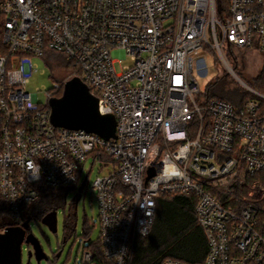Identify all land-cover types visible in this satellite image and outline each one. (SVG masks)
I'll return each mask as SVG.
<instances>
[{
	"label": "built area",
	"instance_id": "obj_1",
	"mask_svg": "<svg viewBox=\"0 0 264 264\" xmlns=\"http://www.w3.org/2000/svg\"><path fill=\"white\" fill-rule=\"evenodd\" d=\"M0 20V199L15 225L40 184L73 185L91 156L105 263L130 264L158 197L183 194L196 201L205 258L158 264H264V93L227 58L264 54V0H228L220 12L217 0H0ZM46 50L115 117L114 138L52 124L49 100L68 79L26 89ZM201 50L245 87L241 104L204 100L193 74ZM81 264H95L90 250Z\"/></svg>",
	"mask_w": 264,
	"mask_h": 264
},
{
	"label": "trees",
	"instance_id": "obj_2",
	"mask_svg": "<svg viewBox=\"0 0 264 264\" xmlns=\"http://www.w3.org/2000/svg\"><path fill=\"white\" fill-rule=\"evenodd\" d=\"M227 1L217 0L219 12L227 6ZM5 51L0 20V54L5 53ZM44 56L47 57L50 67L53 66L52 62L55 65L59 63V59H57L59 54H55L54 51L46 50ZM64 63L68 66L66 60ZM235 65L236 63L233 62V68L236 69ZM226 81H228L227 74H221V76H217L210 81L203 93L204 100L219 98L236 105L241 104L247 98V94H244L243 98L238 99L239 88L233 85L224 86L221 84ZM255 88L264 93V66H262L261 72L256 78ZM194 123L195 121L192 122V124ZM100 158L108 159L103 153ZM38 187V198L34 202L23 206L21 219L17 222L18 225L26 222L29 224L32 219L40 221L48 212L56 211L66 205V188H52L41 184ZM195 203L196 201L192 195L167 194L158 197L148 235L135 239L130 264H158L167 257L190 263L203 261L207 252V242L203 230L196 221ZM76 220L77 214L75 210L66 214L64 219L65 236L62 243L75 231ZM9 225H15V222L9 217L3 199H0V230ZM29 230L28 227L27 232ZM89 231L90 227L87 225V221L84 220L83 241H90ZM27 246L29 247V245ZM85 249L92 252L95 264H107L102 256L99 239L90 242L88 246H83L82 252ZM60 250L54 255L55 258L58 257Z\"/></svg>",
	"mask_w": 264,
	"mask_h": 264
},
{
	"label": "rangeland",
	"instance_id": "obj_3",
	"mask_svg": "<svg viewBox=\"0 0 264 264\" xmlns=\"http://www.w3.org/2000/svg\"><path fill=\"white\" fill-rule=\"evenodd\" d=\"M55 54H59L57 56L59 63L55 65L51 61L52 67L49 66V61L45 56L43 60H34L38 64V71L30 76L29 83L26 87L28 91L35 92L37 88L44 90L51 87L52 80L64 82L70 78V69L64 63V55L59 52H55ZM227 58L235 74L243 82L255 88L256 78L260 74L262 66H264V54L247 50H234L231 54L228 52ZM195 59L197 63L193 74L197 78L203 92H205L206 86L215 77L221 76V74H227L228 81L221 83L222 85H233L239 88L238 99L243 98V95L248 93L245 87L227 71L223 63L218 58L214 60V57L209 52L201 50ZM199 59L204 60L205 67ZM233 62L236 63V69L233 68ZM127 63H129V60L124 58L120 63H115L114 67L116 71H120L121 66ZM39 99H44L42 92L39 93ZM99 172V163L94 161L91 156H88L83 161V169L78 173L77 182L65 189L66 205L56 210V232L49 230L41 221L35 219L30 220L29 231L40 242L47 259L43 258L38 262L33 254L31 245L29 248L26 243H23L21 245V264H81L82 247L88 246L90 242L96 241L99 235L97 198L89 190L91 183ZM74 210L77 214L75 231L62 243L65 236V216ZM84 220L87 221V225L90 227V241H83ZM29 250L32 252L30 257L28 256ZM59 250L58 257L55 258L54 255Z\"/></svg>",
	"mask_w": 264,
	"mask_h": 264
},
{
	"label": "water",
	"instance_id": "obj_4",
	"mask_svg": "<svg viewBox=\"0 0 264 264\" xmlns=\"http://www.w3.org/2000/svg\"><path fill=\"white\" fill-rule=\"evenodd\" d=\"M50 120L56 127L83 129L93 132L104 139L115 137L116 120L112 114H100L98 100L90 93L79 77L68 79L60 96L49 100ZM49 230L56 232V211L45 214L41 220ZM29 224L9 225L0 231V264H21V245H31L33 254L39 262L47 256L38 239L27 232ZM27 232V233H26ZM32 252L28 251L30 257ZM28 264V263H27Z\"/></svg>",
	"mask_w": 264,
	"mask_h": 264
},
{
	"label": "flooded vegetation",
	"instance_id": "obj_5",
	"mask_svg": "<svg viewBox=\"0 0 264 264\" xmlns=\"http://www.w3.org/2000/svg\"><path fill=\"white\" fill-rule=\"evenodd\" d=\"M27 233V232H26ZM29 248H30V246H29Z\"/></svg>",
	"mask_w": 264,
	"mask_h": 264
}]
</instances>
